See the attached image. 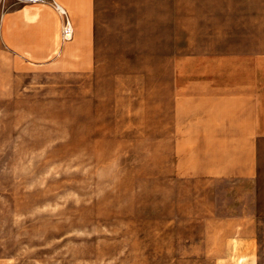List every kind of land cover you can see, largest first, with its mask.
Wrapping results in <instances>:
<instances>
[{"label": "rangeland", "instance_id": "obj_1", "mask_svg": "<svg viewBox=\"0 0 264 264\" xmlns=\"http://www.w3.org/2000/svg\"><path fill=\"white\" fill-rule=\"evenodd\" d=\"M117 3L91 73H20L0 53V264H240L209 217L212 188L177 179L169 131L155 130L170 60L117 56L150 42L123 20L159 18L167 39L169 0Z\"/></svg>", "mask_w": 264, "mask_h": 264}, {"label": "crops", "instance_id": "obj_2", "mask_svg": "<svg viewBox=\"0 0 264 264\" xmlns=\"http://www.w3.org/2000/svg\"><path fill=\"white\" fill-rule=\"evenodd\" d=\"M55 1L67 13V37L52 4L0 0V53L15 71L88 74L110 50L102 40L110 21L101 18L118 0ZM121 23L131 25L133 42L141 41L137 35L150 42L121 47L118 57L148 51L170 60L169 115L155 130L164 138L169 131L173 173L210 186L209 217L227 227L239 263L264 264V28L257 0H169L164 40L159 18Z\"/></svg>", "mask_w": 264, "mask_h": 264}, {"label": "built area", "instance_id": "obj_3", "mask_svg": "<svg viewBox=\"0 0 264 264\" xmlns=\"http://www.w3.org/2000/svg\"><path fill=\"white\" fill-rule=\"evenodd\" d=\"M20 3H50L52 4L57 10L64 16L65 22H66V28L64 30L65 36L70 35V28H69V19L67 16V13L64 9L61 8V6L55 1V0H16Z\"/></svg>", "mask_w": 264, "mask_h": 264}]
</instances>
